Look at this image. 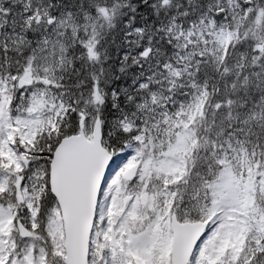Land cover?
<instances>
[{
    "label": "snow or ice",
    "instance_id": "1",
    "mask_svg": "<svg viewBox=\"0 0 264 264\" xmlns=\"http://www.w3.org/2000/svg\"><path fill=\"white\" fill-rule=\"evenodd\" d=\"M0 264H264V0H0Z\"/></svg>",
    "mask_w": 264,
    "mask_h": 264
}]
</instances>
